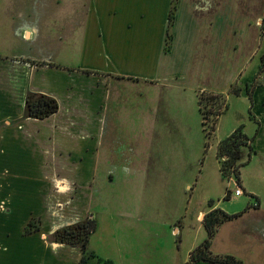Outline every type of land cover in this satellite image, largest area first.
I'll list each match as a JSON object with an SVG mask.
<instances>
[{"label":"crops","instance_id":"crops-1","mask_svg":"<svg viewBox=\"0 0 264 264\" xmlns=\"http://www.w3.org/2000/svg\"><path fill=\"white\" fill-rule=\"evenodd\" d=\"M12 1L0 0V48L12 42L37 39L36 30H30L28 25L6 28L18 13ZM171 1L100 0L103 4L98 3L89 12L87 4H81L86 18L82 29L75 31L84 35L82 51L87 46L88 29H94L97 37H102L104 44L99 46V38L94 53L100 65H136L125 63L128 58L139 59L140 63L142 59L141 64L148 65L159 59L162 65L174 67L176 73L172 75L153 77L112 71L99 75L95 90L90 91L87 77L85 83L73 86L76 77L64 69L31 64L28 59L39 57L37 53L0 51V264H79L80 249L56 243L51 236L62 223L68 225L66 220L74 215H89L87 198H81L75 209L71 203L63 206L56 203L57 192L51 179H83L85 184L81 182L72 192L87 194L91 169L97 165L105 144L108 146L112 141L111 132L119 126L107 123L103 116L111 96L120 95L118 79L142 77L156 85L172 81L184 85L187 78L182 67H178L191 65L200 69L196 76L213 74L205 86L196 84V98L200 93L223 97L225 109L218 117L213 145L221 180L227 177H222L219 170L217 143L241 127L249 139V150L244 153L248 154L247 166L257 162L251 172L254 181L244 177L243 168L242 181L233 183L230 179L233 189L225 188L215 203L209 201L206 208L205 203L187 202L176 207L172 218L94 219L96 231L88 237L87 251L110 264H189L190 253L207 238L203 216L219 209L234 217L215 229L209 239V254L233 257L247 264L243 257L231 252V247L244 246L248 257L254 258L251 264H264V0H175L169 24ZM29 12L32 10H24L23 15L28 16ZM89 15L94 18V25L88 21ZM62 30L68 31L65 27ZM47 42L51 45L45 43V49L56 48L55 39ZM232 88L237 94H233ZM28 94L55 99L58 111L41 120L26 117ZM237 97L248 100V118L254 123L252 133L243 132L244 126L239 125L216 138L230 100ZM255 103L262 114L252 111ZM93 161L94 164L89 163ZM240 185L243 195L233 196L236 186L241 189ZM227 191L230 196L225 200ZM36 217L40 220L37 229L25 233ZM96 237V246L105 248L112 238V254H100L94 245Z\"/></svg>","mask_w":264,"mask_h":264},{"label":"rangeland","instance_id":"rangeland-1","mask_svg":"<svg viewBox=\"0 0 264 264\" xmlns=\"http://www.w3.org/2000/svg\"><path fill=\"white\" fill-rule=\"evenodd\" d=\"M174 1H171L170 6L171 21ZM98 3L103 4L100 0H14L12 5L18 13L15 19H11L8 26L4 24L3 28L5 29V25L7 29L28 25L30 27L27 28L30 30L32 28L36 30L37 39L27 40L25 43L12 42L0 48V51L8 54L37 53L39 57L22 60L28 59L34 65L48 64L56 69H64L66 73L76 77L73 86L85 83L84 77H87V88L90 91L95 90L96 79L102 73L120 70L128 75L134 72L141 76L153 77L157 74L176 73L174 67L162 65L159 59L148 65H143L142 59L141 64L136 58L124 61L136 65L98 64L94 57L97 40L101 38L98 41L99 46L104 43L102 37H97L94 29H88L85 43L87 46L82 51L84 35L75 31L83 27L86 18L85 10L80 5L87 4L89 12ZM28 9L32 10V14L29 12L28 16L26 13L23 15L24 10ZM88 21L92 23L94 18L89 15ZM171 21L168 23L171 24ZM64 27L68 29L65 33L62 30ZM262 29L264 31V19ZM51 38L55 39L56 48L47 50L46 44L51 45L47 42ZM104 40L106 42L105 36ZM181 67L187 78L184 85L174 84L173 81L167 85H156L145 82L142 77L117 80V84H120V95L111 96L105 104L103 116L107 123L113 122L119 126L111 132L112 141L108 142V146L105 144L97 165L95 163L91 169L90 178L87 179L90 183L86 185L88 192L87 194L72 192V189L81 186V182L85 184L83 179L52 178L51 184L57 192L56 203L62 206L71 203L74 208L81 198H87L86 209L89 217L97 220L135 216L148 219L172 218L177 212L176 207L184 206L187 202H195L197 205L205 203L207 208L208 202L215 203L217 196L221 195L225 188L233 189V183H236L234 176L230 175L231 178L227 177L225 180H221L219 176L213 148L215 129L210 134L203 130L199 96L197 99L194 91L196 84L200 87L205 86L213 74L209 77L203 73L196 76L200 70L198 66L178 68ZM248 106L247 98H232L228 110L220 120L216 138L239 125L244 126L243 132L252 133L254 123L248 118ZM252 111L257 114L263 113L257 103L254 104ZM246 151L247 149L243 150L237 164L239 181H242L240 176L243 168L244 177L249 176L252 179L251 172L257 167V162H254L253 166H247ZM89 163L94 164V161ZM109 173L111 178L108 177ZM59 191H65V194ZM72 212L75 211L72 209ZM86 218L84 214L82 216L78 214L66 221L72 224ZM39 221V218H34L25 228V233L36 230ZM96 240L97 237L94 239V245L100 250V254L104 252L112 254L114 246L112 238H109L110 243L106 245L107 251H104L106 248L103 246H96ZM231 252L243 257L247 264L254 262V258L248 257L244 246L231 247Z\"/></svg>","mask_w":264,"mask_h":264},{"label":"trees","instance_id":"trees-1","mask_svg":"<svg viewBox=\"0 0 264 264\" xmlns=\"http://www.w3.org/2000/svg\"><path fill=\"white\" fill-rule=\"evenodd\" d=\"M175 2V1H174ZM169 17V22H170ZM237 94L236 90L232 91ZM223 97L213 96L206 93L199 94V112L202 118L203 130L208 134L214 131L218 117L223 113L225 107L222 104ZM58 110V103L55 99L41 94H28L25 99V116L32 119H44ZM209 121V123H208ZM249 150V139L238 127L227 138L219 141L216 146V158L219 163V170L222 177L234 176L239 183L237 164L243 155V150ZM230 192L227 191L224 199L228 200ZM219 209L207 212L202 219L203 228L207 238L196 247L189 257V264L197 262H209L214 264H241L233 257H213L209 254V239L215 229L223 222L233 218ZM96 230V222L92 217L81 222L65 225L56 229L52 238L54 242L78 247L81 251L79 264H110L108 261L102 262L96 256L87 251V241L91 233Z\"/></svg>","mask_w":264,"mask_h":264},{"label":"built area","instance_id":"built-area-1","mask_svg":"<svg viewBox=\"0 0 264 264\" xmlns=\"http://www.w3.org/2000/svg\"><path fill=\"white\" fill-rule=\"evenodd\" d=\"M232 195L235 196V197H239V196L243 195V192L241 191V189L239 187L236 186V188L234 189Z\"/></svg>","mask_w":264,"mask_h":264}]
</instances>
